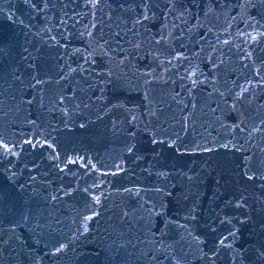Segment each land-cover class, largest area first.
<instances>
[{"label": "water", "instance_id": "obj_1", "mask_svg": "<svg viewBox=\"0 0 264 264\" xmlns=\"http://www.w3.org/2000/svg\"><path fill=\"white\" fill-rule=\"evenodd\" d=\"M0 264H264V0H0Z\"/></svg>", "mask_w": 264, "mask_h": 264}]
</instances>
